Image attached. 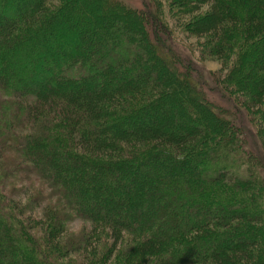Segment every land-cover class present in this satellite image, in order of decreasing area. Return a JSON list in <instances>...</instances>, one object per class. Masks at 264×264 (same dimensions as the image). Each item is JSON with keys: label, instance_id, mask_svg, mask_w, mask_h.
Returning <instances> with one entry per match:
<instances>
[{"label": "trees", "instance_id": "1", "mask_svg": "<svg viewBox=\"0 0 264 264\" xmlns=\"http://www.w3.org/2000/svg\"><path fill=\"white\" fill-rule=\"evenodd\" d=\"M133 1L0 0V264H264L244 132L167 54L175 31L202 40L187 52L220 62L213 83L244 99L264 148V0ZM55 36L73 42L55 55L65 89L38 73L57 69ZM38 187L59 201L40 207ZM70 215L91 229L66 244Z\"/></svg>", "mask_w": 264, "mask_h": 264}, {"label": "rangeland", "instance_id": "2", "mask_svg": "<svg viewBox=\"0 0 264 264\" xmlns=\"http://www.w3.org/2000/svg\"><path fill=\"white\" fill-rule=\"evenodd\" d=\"M135 1H136L135 3L134 1L132 2L133 5L140 6L142 0H140L141 2L139 3L137 0ZM168 26L172 28L173 24H169ZM174 36H175V41L174 43L172 42L173 45L171 43L170 44L168 43L169 41L168 37H167L168 41H165V42L168 43L171 48V52H168L167 54L171 56L173 54L172 51H174L178 53L179 55H181V57L184 59V63L178 64L177 67L175 66L176 70L179 72V75L185 77L183 74H180V73H187V72L191 73L192 72L193 75L191 78L196 83L197 88L201 92V95H199L200 92L197 94H194L196 99L199 101L201 100L200 102L203 105L208 103L209 108H211V110L214 113L218 114L220 118L222 119L224 118V120H229L231 122L230 124L237 126L244 132L243 137H240L239 145L243 148L244 151H249L253 155V157L256 158V160L252 162L253 170L254 172H256V175H257V176L256 175L254 176L260 180L261 178L259 177L261 176L262 180L264 181V148L260 146L259 141H258V137L260 136L256 134V129L259 128L260 126L257 123V120L254 118V116L249 114L251 110H248L246 107H244V99L237 98V101H235L234 97H232V94H233L232 92L231 94L230 93L227 94L226 92H224L225 90L221 84H218L216 81L214 82L215 84L217 83L216 85L213 83L214 81L213 78L217 80L218 74L221 72L219 61L210 60V59L208 60L202 59L199 61V60H193V57H190L189 55L190 52L189 53L187 52L188 49H190V47L193 46V49L195 50L197 47L196 41H198L199 43V42H202V40L195 39L193 38V36H187V35L185 36V34H177L176 31H175ZM150 38H151V35H150ZM63 40L62 38L59 39L58 36H55L54 43H52L51 45H49L50 43H45L44 46L42 47V49L46 47L47 51H51L50 52L51 53L50 59L52 60L51 65H53V63L56 66L57 64L58 65L60 64V61L58 60V58H55V55H57V53H60V52H63V50H69L70 48H72L73 42L70 38H68V36L64 37ZM185 43L187 44L188 48L187 47L183 48ZM198 56L199 55L196 52L194 57H198ZM187 60H190L191 62L194 63L193 69L190 68V65L187 62ZM170 64L173 66L176 65L174 60L172 62L170 61ZM67 65L69 66L68 68L71 72V69H72L70 68L72 67L71 64L68 63ZM61 66L60 67L57 66V69L52 70L50 68L51 67L50 63L49 64L46 63L45 65L40 66L41 68L38 69V73L39 75H42V77L46 79L49 78L51 81L53 80L55 82L57 81L60 82L59 85L63 89H65L66 82L61 80V78L63 77V74L61 73H63L65 70V63H63ZM70 74L74 75V77L78 75L77 71L75 73L72 72ZM220 76L219 78H221ZM97 82L102 83L103 79L98 78ZM115 82H116L115 80H112V84ZM254 176L252 178H255ZM12 183L14 184V189H15V192H13L14 199L17 198L23 201L24 199L23 197L28 195L27 190L30 189L31 185H28L25 182H20L19 179H16V181ZM39 189L40 191H43V193L46 194V197H42V200L38 201L40 202V207L44 208L46 204L53 205L50 203H56L57 201H59V198L49 196L51 193L48 192L47 187L46 188L38 187L37 191H39ZM29 191L31 193V189ZM32 194L35 196L34 192H32ZM47 196L49 197V199L47 198ZM40 207H36L37 210H35L34 212L35 217H40L42 215ZM67 215L69 216L68 213ZM90 229H91L90 223L85 222L84 220H81L75 216L71 217L70 215V219H67V223H65V231H64L65 240L64 241L67 242L66 244H68L71 241H74V239H80L83 237V234L88 232ZM74 255L75 254L70 255L71 261H79L78 258L82 259V256L80 255L74 256Z\"/></svg>", "mask_w": 264, "mask_h": 264}]
</instances>
